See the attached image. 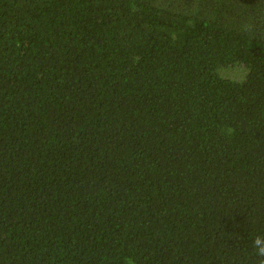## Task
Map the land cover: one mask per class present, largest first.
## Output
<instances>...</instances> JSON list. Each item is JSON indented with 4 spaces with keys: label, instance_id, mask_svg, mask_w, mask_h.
<instances>
[{
    "label": "trees",
    "instance_id": "16d2710c",
    "mask_svg": "<svg viewBox=\"0 0 264 264\" xmlns=\"http://www.w3.org/2000/svg\"><path fill=\"white\" fill-rule=\"evenodd\" d=\"M257 237L264 0H0V264H264Z\"/></svg>",
    "mask_w": 264,
    "mask_h": 264
},
{
    "label": "rangeland",
    "instance_id": "374dc122",
    "mask_svg": "<svg viewBox=\"0 0 264 264\" xmlns=\"http://www.w3.org/2000/svg\"><path fill=\"white\" fill-rule=\"evenodd\" d=\"M239 67H241V65L225 68L221 71L219 70V75L231 80H241L240 77L243 75L244 71Z\"/></svg>",
    "mask_w": 264,
    "mask_h": 264
},
{
    "label": "clouds",
    "instance_id": "9594fccd",
    "mask_svg": "<svg viewBox=\"0 0 264 264\" xmlns=\"http://www.w3.org/2000/svg\"><path fill=\"white\" fill-rule=\"evenodd\" d=\"M254 246L257 248L258 255L264 256V246H261V239L257 237L254 241Z\"/></svg>",
    "mask_w": 264,
    "mask_h": 264
}]
</instances>
